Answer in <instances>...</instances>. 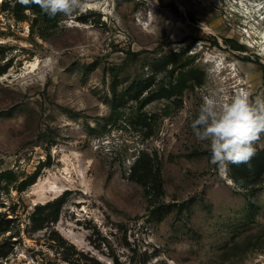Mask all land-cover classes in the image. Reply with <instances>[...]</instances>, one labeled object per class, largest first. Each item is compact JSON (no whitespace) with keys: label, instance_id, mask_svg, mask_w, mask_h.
<instances>
[{"label":"rangeland","instance_id":"1","mask_svg":"<svg viewBox=\"0 0 264 264\" xmlns=\"http://www.w3.org/2000/svg\"><path fill=\"white\" fill-rule=\"evenodd\" d=\"M262 34L264 0H87L71 18L0 0L1 263L264 264V134L222 172L191 127L211 92L264 98Z\"/></svg>","mask_w":264,"mask_h":264},{"label":"clouds","instance_id":"2","mask_svg":"<svg viewBox=\"0 0 264 264\" xmlns=\"http://www.w3.org/2000/svg\"><path fill=\"white\" fill-rule=\"evenodd\" d=\"M34 2L41 10L55 17L71 18L75 12L83 11L87 0H21ZM152 13L148 23H153ZM252 93L238 90L230 95L225 89L211 92L203 97L191 127L199 141L208 142L211 163L226 172L229 164L248 163L255 155V143L264 134V98L251 99Z\"/></svg>","mask_w":264,"mask_h":264},{"label":"trees","instance_id":"3","mask_svg":"<svg viewBox=\"0 0 264 264\" xmlns=\"http://www.w3.org/2000/svg\"><path fill=\"white\" fill-rule=\"evenodd\" d=\"M176 10H177V8H176ZM141 158H142V156L140 155L137 158L134 166L140 165ZM256 162H257V167L259 169V172L263 171L264 170V152L261 153L256 158ZM142 166L144 167V169H146V172L147 171H150V172L152 171V167L150 165L142 164ZM37 174H33V175L29 176L27 179L22 180L19 183L18 189H20V190L26 189L31 183H33L35 181ZM155 177L157 179L154 181L155 184H153V185H154L155 188L156 187L158 188L160 186L159 177L157 175ZM2 178L5 179V180H9L10 182L16 179V177L14 175V172L12 170H5L3 172H0V181L2 180ZM144 184H147V183H144ZM150 191H151V189L149 187L147 189V192H150ZM49 203L47 205L51 204V203L50 204ZM59 214H60L59 210H56V212H47V213L32 212L31 215H30V219L32 221V228H34V229L35 228H42V223H44L45 220H48V221H56V220H58ZM0 215H1V213H0ZM4 216H5V219H3V221L4 220H6V222L12 221L10 218L6 217V214H4ZM4 257H7V252L4 250V245L0 243V258H4ZM0 264H2L1 261H0ZM113 264H121V263L119 261H116Z\"/></svg>","mask_w":264,"mask_h":264},{"label":"bare ground","instance_id":"4","mask_svg":"<svg viewBox=\"0 0 264 264\" xmlns=\"http://www.w3.org/2000/svg\"><path fill=\"white\" fill-rule=\"evenodd\" d=\"M101 2L98 1V2H94V3H90L89 6L90 7H98V6L102 5ZM260 37L263 38V40L260 42L261 43L260 45L264 47V34H262ZM50 61H51V59L47 58L43 62H41L40 60L35 62L34 65L36 66V64H37V66L39 65V67L44 68V67H47L49 65Z\"/></svg>","mask_w":264,"mask_h":264},{"label":"built area","instance_id":"5","mask_svg":"<svg viewBox=\"0 0 264 264\" xmlns=\"http://www.w3.org/2000/svg\"><path fill=\"white\" fill-rule=\"evenodd\" d=\"M137 1H144V0H137Z\"/></svg>","mask_w":264,"mask_h":264}]
</instances>
